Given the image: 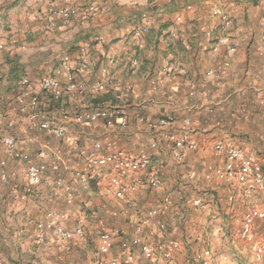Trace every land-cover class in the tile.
<instances>
[{"label": "crops", "instance_id": "obj_1", "mask_svg": "<svg viewBox=\"0 0 264 264\" xmlns=\"http://www.w3.org/2000/svg\"><path fill=\"white\" fill-rule=\"evenodd\" d=\"M51 9L67 10L69 23ZM83 11L98 14L82 21ZM225 17L230 20L227 29ZM215 42L217 52L212 51ZM0 45V166L8 175L7 181L0 180L3 264H97L101 258L117 264H191L190 256L194 260L196 252L209 248L191 249L181 242L170 261L146 260L137 248L124 249L121 243L136 236L151 244L179 238L168 232L163 237L154 230V221H164L161 212L153 218L150 209L167 194L175 205L171 207L183 201L176 181L187 180L185 167L192 169L203 161L223 165L212 151L218 143L231 145L219 137L236 135L233 117L248 122L264 116V0H0ZM227 45L235 48L232 54L226 53ZM44 77L58 81L56 93L41 89ZM68 84L75 86V92H66ZM210 105L213 114L208 115ZM98 111L101 117L93 118ZM112 112H120L127 123L120 125L117 115L109 116ZM78 114L89 123L79 122ZM168 116L176 120L169 129L150 126ZM55 130L63 135L57 137ZM178 137L196 144L181 162L172 159L171 138ZM6 139L13 140L11 147ZM113 150L149 158L150 169L137 176L145 180L154 173L160 181L164 176L163 189L143 184L132 204L126 205L110 194L108 170L95 169L86 181L73 176L82 151L106 157ZM33 166L42 167V183L20 199L18 194L26 188L25 172ZM56 177L72 185L73 206H66L61 192L53 189ZM230 195L236 204L226 213L234 216L235 207L242 208L249 198L235 190ZM99 199L110 200L106 216L112 224L108 225L121 230L109 254L90 262L93 240L87 238L91 234L87 225L84 237L66 242L62 251L35 243V223L43 213L65 212L72 227L78 216L94 214ZM111 211L118 216L112 218ZM146 218L150 228L138 232L139 222ZM203 224L200 220L183 224L190 232L187 244H216L221 238L222 246L226 244L222 229L206 232ZM16 231L22 233L19 239L13 238ZM97 242L98 234L95 251ZM117 249L121 253L115 255ZM128 253L134 263L126 262Z\"/></svg>", "mask_w": 264, "mask_h": 264}, {"label": "built area", "instance_id": "obj_2", "mask_svg": "<svg viewBox=\"0 0 264 264\" xmlns=\"http://www.w3.org/2000/svg\"><path fill=\"white\" fill-rule=\"evenodd\" d=\"M213 155L219 159H223V165L209 164L200 172L190 170L186 178L190 182L201 179L210 182L216 180L229 189L239 191L246 197L250 198L257 193L264 191V169L262 161L257 152L248 146H237L226 149L214 150ZM186 156L172 158L175 162H181ZM151 167V162L134 164L129 166L106 169L110 172L109 176V192L113 198L123 204H132V196L138 189L145 184L149 189L157 190L161 186V181L154 173H148L145 180L137 176L139 172H147ZM105 171V170H100ZM89 172L73 175L79 181H86L96 173ZM154 172V171H153ZM42 181L26 183L25 192L18 194V198L25 199L26 196L34 193ZM53 189L61 192L66 206H73L75 201V191L70 183H67L62 177L55 178L53 181ZM233 195L228 196V200L233 201ZM172 197L167 194L162 196L157 203L153 205L149 213L156 218L160 212L168 210L172 206ZM191 207H201L202 200L195 198L190 202ZM112 218L117 216L116 211H111ZM70 217L65 212L46 211L40 220L35 223V234L33 239L35 243L40 245H52L57 251H62L66 242L81 239L85 235L86 219L83 215L78 216L72 227H68ZM98 232L97 256L103 257L109 254L115 245L116 238L121 236V230L116 227H110L107 221L99 218L96 221ZM150 228V220L143 219L137 226V231ZM154 230L166 236L167 230L164 222L154 221ZM258 229L262 231V235L258 234ZM153 231L149 234L153 235ZM22 236L20 231H16L13 238L19 239ZM240 241L247 243L253 252V263L260 264L264 261V202L259 203L249 209L243 215L241 227L238 233ZM154 244L142 240L136 236L130 241L121 243V247L137 248L141 256L146 260H155L163 258L167 261L172 259L173 254L181 248V241L172 238ZM212 258V251L209 248L202 249L194 254L196 262L209 263ZM134 256L128 253L126 262L131 263ZM0 264L3 262L0 260ZM97 264H117L115 260L104 263L102 258Z\"/></svg>", "mask_w": 264, "mask_h": 264}, {"label": "rangeland", "instance_id": "obj_3", "mask_svg": "<svg viewBox=\"0 0 264 264\" xmlns=\"http://www.w3.org/2000/svg\"><path fill=\"white\" fill-rule=\"evenodd\" d=\"M207 96L208 94L204 97ZM212 110H213V106L210 105L208 111L212 112ZM210 114H213V112L209 113L208 115ZM233 118H234L233 119L234 123L231 124V126L235 128L236 135L225 138L219 137V140H221L224 143H228L235 146H248L251 147L252 149H256L258 151V156H260L264 169V116L259 121L250 120L248 122L245 121L244 119L238 121L236 119V116ZM184 124L186 125L189 124V120H185ZM171 141L174 149L175 144L173 143L172 139ZM203 163L204 164H197V166L195 167L193 166L194 168L192 169L185 167L183 169V173L185 174L190 170H197L200 172L206 165L214 164L212 162L206 163L204 161ZM181 180L182 182H179L178 180L176 181V187H179V191H181L182 195L184 193L183 201L179 203H175L176 204L175 208L171 207L168 210L162 211L161 214L159 215L160 216L159 218L166 223L165 225H167L166 228L168 234H171L172 236L177 235L179 237L177 239L182 243H184V245H187L188 247L193 246L192 248L190 247L191 249L199 248L200 246L211 248L212 258L209 264H254L253 252L250 246L247 243L240 241V239L238 238V233L241 227L240 225L241 222L239 217L247 213L251 207L264 202V191L255 194L249 199H245L242 208L235 207V209H237V214L233 216L230 214L228 215L226 213L236 204L235 200L231 202L228 200V196H229L228 194H230V192L232 191L228 187L222 185L216 180L206 182V181H202L201 179H198L193 183H188L187 182L188 180H185V178ZM165 182H166V177L164 176L161 177V185H162L161 189H163V184ZM164 187H166V185H164ZM162 193L163 191L160 194ZM151 197L152 199H154L155 195L154 197L153 196ZM195 198H200L202 200L203 205L201 207L199 208L191 207L190 202ZM157 199L158 198H156V200ZM108 200L107 202L110 203V200L109 201ZM107 202L103 199H99V201L97 202L98 205L94 206V210H93L94 214L91 213L85 214L86 225L88 226V231L91 232V234H89L87 238H89L90 236V239L93 240V242L89 243V246H93L91 247V249H93V253L90 250L91 254H89V257L91 258L90 259L91 263H94L95 260L97 259L96 258L97 252L95 251L94 248V240L96 239L99 229L97 227L96 221L101 216H106V210L110 209V206L107 205ZM173 205L174 204L172 203V206ZM96 215H99V218H97ZM101 218L105 219L107 221V224L109 223L112 224L111 220L107 218V216L105 218L104 217ZM197 220L203 221L204 223L203 227L206 232L210 231V229L213 230L216 227L222 229L226 233L224 236L227 238L226 244L222 246L223 238L219 239V241H216V244L214 241H212L214 242L212 244H209V241L207 242L195 241L193 243L187 244V242L185 241V237H188L190 232L188 233L183 229V224L186 222L192 223ZM259 231L260 230L258 229V232ZM197 243L199 245L197 246L192 245ZM224 247H228L229 249L225 250ZM114 253L115 255H117L120 254L121 251L117 249ZM115 261L117 263V260ZM189 261L191 264H202L195 262L191 258V256L189 258Z\"/></svg>", "mask_w": 264, "mask_h": 264}, {"label": "bare ground", "instance_id": "obj_4", "mask_svg": "<svg viewBox=\"0 0 264 264\" xmlns=\"http://www.w3.org/2000/svg\"><path fill=\"white\" fill-rule=\"evenodd\" d=\"M50 12H52V13L55 12L54 14L58 13L64 24L69 23L70 15H69L67 10H65V9L53 10V9H51ZM97 14L98 13L93 12V11L92 12L83 11L80 14V19L82 21H87L89 19H93ZM229 26H230V20L227 17H225L223 20V28L227 29V28H229ZM208 35H210V33H208ZM218 45L219 44L217 42H215L213 44V46H212L213 52L218 51ZM0 48H1V45H0ZM234 51H235V48L233 46L227 45V48H226L227 54L233 53ZM63 67L66 69V71L68 73H70V70H69L70 67L65 60L63 61ZM23 84H27V81L26 80L23 81ZM40 87L43 91L50 93V94H53V93H56L58 91L59 84H58V81L53 77H44L40 81ZM64 89L66 90V92L67 91L68 92L74 91L75 86L73 84L72 85L68 84ZM78 92H80V91H78ZM206 95L207 94H204V96H206ZM101 115H102V113L98 111V112L94 113V115L92 117L98 118V117H101ZM116 115H117V119L119 120L120 125L123 126V125H125V123H127L125 121V119L123 118V116L120 114V112H116V113L112 112V113H110L109 116L113 117ZM76 119L83 124L89 123L88 119H84V117H82L79 114L76 116ZM174 122H175L174 117L168 116V117H164V118L159 119L157 122L153 123L150 126H152V128H159L160 127L162 129L167 130L174 124ZM42 127L47 128L46 125H43ZM167 133H169V131ZM54 134H56L57 137H61L63 135V132H62V130H55ZM171 139L173 140V143L175 144V146H174L175 148L172 151V158L180 157V156H186L189 154L190 151H193L196 149V144L192 140H186V139L179 138V137L178 138H171ZM5 143L11 147L13 145V140L12 139H6ZM231 147H237V146L218 143L214 146V150L226 149V148H231ZM80 155H81L80 163H78L75 166L74 170L72 171L74 175L93 172L95 169L106 170V169H111V168H117V167H123V166H129V165H134V164L151 162L149 158L139 159L137 157H134V155H131L130 153H127L123 150H113L106 157H104V156L103 157H97L94 154L88 153L86 151H82ZM43 158L46 159L47 158L46 155H43ZM51 168L54 170V172L57 170L56 166H53ZM7 178H8V175H7L6 171L2 168V166H0V180L2 182H5V181H7ZM56 178H60V177H56ZM25 181H26V183L42 181V167L41 166L29 167L25 172Z\"/></svg>", "mask_w": 264, "mask_h": 264}]
</instances>
